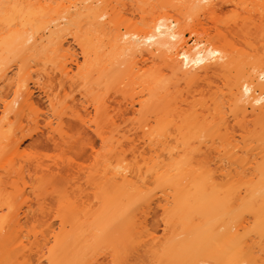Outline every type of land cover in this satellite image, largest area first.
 <instances>
[{
  "label": "bare ground",
  "instance_id": "bare-ground-1",
  "mask_svg": "<svg viewBox=\"0 0 264 264\" xmlns=\"http://www.w3.org/2000/svg\"><path fill=\"white\" fill-rule=\"evenodd\" d=\"M178 1L181 3V10L198 20L200 15H207L209 19L211 15L217 16L216 13L223 11L225 5H236L238 3L235 2L239 0ZM4 3L6 5L0 7V83L8 79L6 71L9 67H3L4 60L14 55L24 57L30 51L40 48L50 50L54 55L70 58L82 77V70L72 58L68 46L65 47L66 37L71 35L86 58L91 52V34L97 32L101 34V43H106L109 48L110 56L107 58L103 51H98L101 45L97 47V44H93L95 61L82 78H88L94 85H124L121 89L125 87V92L130 86L132 90L139 88L138 93L136 92L137 99L131 96L123 104V109L119 103L117 109L118 112L130 110L141 119L133 137L122 136L123 140L114 138L108 127L112 125V116L108 112L110 105L103 98L96 99L91 95L94 113L90 115L84 106V100L68 97L62 83L59 85L63 93L59 95V92L45 91V87L39 86L38 81H33L32 84L42 90L40 95L45 98L50 112L48 115L52 119L44 124L45 134L39 128L37 115L31 121V129L26 128L19 117L25 111L31 112L38 100L33 99L27 79L21 78L23 84L18 88L20 100L3 103L0 118V255L4 256L5 262L16 256L15 250H8L7 247L19 238L22 217H26V212L31 211L27 201L18 200L25 193L57 194V206L64 207L58 214L54 212V217L58 218L59 227L64 229L69 226L70 229L57 237L54 235L46 252L41 254L49 264H78L76 254L87 247L79 240V233L83 229L111 232L114 229L111 222L116 214L121 219L119 227L123 232L126 231L125 226L130 219L128 203L145 194L141 193V188L132 178L138 182L145 172L140 167L135 170L136 168L126 165L119 166L116 170L109 169L107 165H103L102 170L97 169L102 158L94 147L98 138L108 152L114 146H161L167 153L165 157L168 160L174 159L169 164L164 163V159L158 162L156 160L152 168L153 172L155 169L157 178L161 179L160 182L173 189L172 196L173 199L176 197L180 210L177 217L183 235L178 241L172 240L173 251L167 249L164 252L165 260L171 262L178 257L185 264H207L206 246L217 242L225 253L222 264H264V254L260 255L255 250V242L250 241L249 231L242 221L234 220V208L236 210L240 206L236 205L242 199L240 190L233 194L234 190L217 188L210 181L212 176L208 174L209 176L203 177L205 173L203 176L202 173L197 175L191 168L195 163V154L201 150V146H207V143L214 145L217 141L219 145H223L234 142L228 151L235 154L238 141L234 139V127L243 132L239 136L240 143L246 144L253 135L247 125L238 119L229 125L224 113L219 110L225 103L236 109L251 107L252 111H257L264 135V60L258 65L255 63L251 71L243 70L247 63H236L233 75L224 83L225 92L218 87L211 88L208 84L205 88L200 85L191 88L197 81L208 80L211 73L226 71L233 59L229 57V51H223L217 46H203L200 41L186 45L180 24L182 22L177 17L152 14L149 17L142 16L138 25L131 21L121 22L120 18L109 13V0H74L68 3L66 0H58L55 4L45 0H4ZM71 9H74L73 13ZM217 20L216 18V25ZM235 20L232 24L239 26V21ZM245 23V20H241L240 25ZM132 24L135 28L131 27ZM86 25L90 28L82 32V27ZM99 38L100 35L94 39ZM71 71L72 67L66 63L60 65L59 72L67 77L66 82L70 87L76 82L69 75ZM93 74L96 77L92 79ZM180 81L185 85L186 90L182 89L187 96L183 93L184 97H181L182 85H178ZM164 84L165 89L160 91ZM121 89L117 90L122 92ZM204 91L208 93L209 102L205 99L188 100V97H194V92L203 95ZM198 102L205 113L193 109ZM78 105L83 113L77 109ZM104 121L108 126L102 124ZM37 132L40 133L39 137H43V141L34 138L39 134ZM27 140L29 142L26 148L21 150V144ZM170 146L174 147L169 149ZM38 147L52 149L55 157H47L45 160L37 151ZM86 161L89 162L85 164ZM263 166L259 167L263 183L252 189L245 188L244 194H264ZM25 168L31 169L33 174L30 178L34 177L28 191L24 188L27 182L23 181ZM12 175L19 178L21 186L19 182L10 181ZM187 175L191 177L192 187L188 186L187 181L183 182ZM98 194H102L99 195L100 201ZM36 204L41 216L51 214L50 208L45 209L43 198H38ZM217 214L226 215L229 222L223 225L221 232L214 233L211 226ZM190 217L199 222L192 223ZM42 224L47 228L53 225L47 220ZM257 227V231L264 233V204L257 215ZM5 228H14V232H4ZM108 239L110 243L118 240L114 235ZM188 250H194V257L187 258ZM219 252L218 249L215 257L220 256Z\"/></svg>",
  "mask_w": 264,
  "mask_h": 264
},
{
  "label": "rangeland",
  "instance_id": "rangeland-1",
  "mask_svg": "<svg viewBox=\"0 0 264 264\" xmlns=\"http://www.w3.org/2000/svg\"><path fill=\"white\" fill-rule=\"evenodd\" d=\"M45 1L50 4H55L58 0ZM72 1L74 0H66V3ZM235 3L238 4L229 3L230 5L227 4L228 7L225 5L223 11L216 13L217 16L211 15L210 17L208 15L211 20L207 15H200L198 20L195 19V16L191 17L184 10H181V3L178 0H109L107 9L112 16L120 18L121 22L131 21V23L136 25L139 24L138 22L141 20L142 16L149 17L152 14H158L159 16L164 15L168 18L171 16H174V18L177 17L182 22L180 24L184 31L183 39L186 45H192L194 41H200L203 43V46H217L223 51H229V57L233 59V63L226 71L211 73L208 75V80L197 81L196 85L191 87L197 88V85H200L205 88L208 84L211 88L218 87L225 92L226 87L224 83L233 75L232 71L235 69L233 66L236 63H247L248 65H245L243 70L251 71L255 63L258 65L259 62L264 60V0H239ZM5 5L4 0H0V7H4ZM71 12L73 13L74 9H71ZM238 14L239 16H237ZM232 17L236 19L235 21H239V26L232 24L234 20ZM216 18L220 21L217 20V25ZM213 20H215V22ZM241 20L246 21L242 26L240 25ZM133 24L131 27L135 28ZM228 25L229 27H226ZM89 28L90 27L86 25L83 26L81 30L82 32H86ZM192 30L196 32L190 33ZM91 35L93 36L92 44L89 46L91 52L86 58L83 57L79 46L74 42L71 35L68 34L66 37L67 43H65V47L68 46L69 52L73 55L72 58L76 60L77 65L82 70L81 73H83V76L86 71L92 67L95 61L92 51L93 44H97V47L101 45L98 51H103V55L107 58L110 56L109 48L106 46V43H101L100 41L101 34L92 32ZM98 35H100V38L94 39L97 38ZM79 39L84 40V38ZM65 63L67 66L72 67V71L69 75L72 76L73 82L76 81L71 87L66 82L68 80L66 79L67 77L59 72L60 65ZM147 63L150 62L148 61ZM2 64L3 67L9 68L6 71L8 79L0 83V118L2 115L3 103H8L14 99L20 100L21 93L18 91V88L23 84L21 78L24 77L27 79L29 89L33 92V99L35 101L38 100V103L31 112L25 111L19 117L23 125H26V128L31 129V121L37 115L36 119L39 128L44 131L45 134L44 124L52 119V117L48 115L50 112L47 109L46 100L40 95L42 90L32 84L33 81H38L40 84L39 86L45 87V91L53 93L59 92V95L63 93L59 85L62 83L68 97H74L75 100H84V106L90 112V115L94 113L90 101L91 95L93 94L96 99L103 98L107 105H110L108 112L112 116V125L108 126L106 121L102 124L110 128L114 138H120L121 140L124 139L122 136L131 138L134 133L138 131L137 127L141 121L139 116L137 114L133 115L130 110L118 112L117 109L118 103L121 109H123V104L127 103L131 96L137 99L138 95L136 94L139 88H135L136 86H134V90L131 89V86H128V89L126 87L127 90L125 92V87L121 89L124 85L114 86V84L109 83L94 85L88 78L81 77L80 72H77L76 66L70 58L54 55L50 50L45 48L30 51L24 57L18 55H14L13 57L10 56L4 60ZM166 76L169 77V75ZM94 77H96V74L92 75V79ZM165 78L168 79L167 77ZM167 83L169 84V82ZM178 85L179 87L182 85L180 88L186 90L183 82H178ZM117 87L123 91L117 90ZM163 89H165V84L164 88H160V91ZM174 89L176 90V88ZM184 89L181 91V97H184L186 94ZM173 90L171 92H173ZM163 92H161V95ZM84 94L88 99L83 97ZM194 94V97H188V100L205 99V101H208V93H205V91L203 95H199L195 92ZM178 96H180V93H178ZM219 99L221 100L222 98L220 97ZM182 104L181 106L185 107V105ZM200 104V102L196 103L193 109L201 110L205 113L202 108L203 106H200ZM135 107H137V105H135ZM77 109L80 113H83V109L79 107V105ZM220 109L227 118L229 125L233 124V121L238 119L247 125L253 135L249 137L250 139L247 140L246 144L240 143L239 136L240 133L243 132L234 127V139L236 142L238 141V148L235 149V152L237 151L235 154L228 151L234 142L223 145H219L217 141L214 145H209V143H207V146H201V150L195 154V163L191 165V168L195 170L197 175L202 173L203 176V173H205L203 177L212 176L213 180H211V177L210 181H212L213 186L217 188H228L230 191L234 190L233 192L240 190L242 199L238 201L236 205H240L236 208L237 211L234 208V220L239 219L242 221L243 226L249 231L247 232L249 233L250 241L255 242V245H253L255 250L258 254L263 255L264 233L257 231V215L261 205L264 204V194H244L245 188L252 189L263 183L261 182L263 175H260L259 172V167L264 165V135L261 132L263 126L259 120L260 115L257 111H252L251 107L236 109L234 106H228L226 103L221 105V107H219V110ZM9 117L12 119L11 114ZM97 120L99 119L97 118ZM104 129L108 135L107 129ZM39 135L40 133L35 135L34 138L43 141V137H39ZM28 142L27 140L21 144L20 149L26 148ZM94 147L97 152L102 155L100 162L96 166L97 169L102 170L103 165H107L109 169L111 168L113 170H116L119 166L125 165L136 168L135 170L140 167L142 172H145H143L144 177L142 176L143 178L141 180L139 179L140 181L138 182L135 178L132 179L141 188V193L145 194H141L140 199L128 203L130 219L125 226V232L119 227L121 219L116 214L111 222V225L114 226L111 232L107 230L88 231L83 229L79 233V240H81L82 243L84 242L87 247L76 254L75 257L79 259L78 264H185L178 257L171 262L164 259V252L167 249H170L171 252L173 251L172 240H180L183 232L177 217L180 211L178 201L176 197L173 199L172 196L173 189L161 183V179L157 178L155 174V169L154 172L152 170L156 160L158 162V160L161 161L164 159V163L168 162L167 164H169L172 163L174 159L168 160L167 157H165L167 153H165L164 147L161 146H147L142 144L135 147H128L125 145L122 147L114 146L111 148V151L108 152L107 148L103 147L97 138ZM173 147L174 146H170L169 149ZM38 148L37 151H39L40 156L45 160L47 157H55V152L52 149ZM57 160H59V158H57ZM88 162L89 161H86L85 164ZM17 166L18 164H16V167ZM146 168L148 169L147 172L145 171ZM262 168H264V166ZM262 168H260V170ZM32 174L33 172L31 169L26 170L25 168L23 181L27 182L24 186L26 191L29 190L28 186L34 181V177L30 178ZM101 175L102 173H100V176ZM102 180L103 179H101V181ZM10 181L19 182V186H21V181L16 175H12ZM186 181L188 186L192 187V181L189 175L183 180V182ZM8 190L12 191L9 187ZM236 192L233 194H236ZM113 194H116V192H113ZM5 195L14 196L16 194ZM56 195L57 194L25 193L18 198L19 201H27L31 206V211L26 212V217H22V224L18 235L19 238L16 242L12 241V243H9L7 247L8 250H15L16 256L11 261L5 262L4 256L0 255V264H49L41 254L46 252L47 247L50 246L54 239V235L57 237V235L70 229L69 226H65L64 229L59 227L58 218L54 217L56 213L58 214V212H61V209L64 208L63 206H57L55 199ZM81 195L84 196L86 194ZM99 195L101 196L102 194H98L100 201L101 198ZM142 196L144 197L142 198ZM38 198L44 199V207L47 210L50 208V210H52L51 214H47L44 217L41 216L36 204ZM165 198H167V200H165ZM46 220L53 223L52 227L47 228L46 225L42 224V222ZM189 220L192 223L199 222V220H195L194 217H190ZM228 222L229 218H227L226 215L217 214L211 226L213 232H221L223 225ZM11 230L14 232V228H5L4 232H10ZM111 235L118 238L116 243H110L108 237ZM218 249L220 250V256L215 257ZM192 251L194 250H188L189 253L187 252V258L194 257L195 253ZM205 251L208 258L207 264H222L224 261L225 253L222 252L217 242L213 244L208 243Z\"/></svg>",
  "mask_w": 264,
  "mask_h": 264
}]
</instances>
